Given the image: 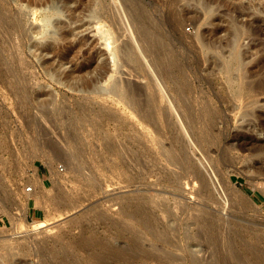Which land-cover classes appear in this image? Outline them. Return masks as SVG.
<instances>
[{
	"label": "rangeland",
	"instance_id": "obj_1",
	"mask_svg": "<svg viewBox=\"0 0 264 264\" xmlns=\"http://www.w3.org/2000/svg\"><path fill=\"white\" fill-rule=\"evenodd\" d=\"M74 1L75 0H70L68 2L64 0H0V13L3 12L8 19L17 18L21 32L23 33L24 31L22 39L23 44L21 43L20 48L18 47L21 52L19 50L16 51V47L19 44L17 35H11L4 22L0 19V264H52V261L55 262L59 259L58 257L61 256L62 258L63 255H65V249H73L68 255L72 256L77 254L80 257L79 258L77 255L74 256L79 258H77L78 262L81 261L77 264H98L94 254L92 256L91 253H88L89 250L87 245L82 244L83 246L80 245V247L72 246L75 240L81 235L84 228H87L84 230V235H87V241L97 238L98 236L101 237L102 235L104 237L102 236L101 238L104 239L106 235L107 237L104 240H108L109 237L111 238L112 234L113 236L116 235L114 234V232H117L115 230L121 228L119 229L120 231L118 230L117 236L121 232L124 236H122L121 233V237L118 236L116 239L117 242H125L128 237L138 231L139 235L137 233L135 234L143 236L141 237L144 238L142 240L145 245L152 243L161 250L168 253L171 252V254L177 257L179 263L175 264H264V148L257 155L259 158L257 156H249L248 151L247 153L245 151V158H241L240 160L235 158L239 156L238 152L233 149H230V151L228 150L232 135L235 133H245L260 141H264V130L253 128V124L256 122V118H254L255 115H257L258 112L264 113V94L257 95L256 98H254L255 101L250 105L247 101L233 98L231 95L233 88L228 87L224 78L219 73V68L217 66H210L209 64L207 57L211 52L202 48L203 40H205L202 36L205 34L207 35L206 31L214 27L215 23V26L217 24L219 26L226 25V21L223 20V18L227 19V15H229L236 19L241 29L237 37L236 46L239 52L245 54L243 61L248 62L251 58H260L264 54V50L263 53L262 51L256 52L255 47H252V45L258 42V38L263 39V37L255 35L258 37L256 38L252 34L251 36L249 34L250 29L247 28L249 25L248 23H251L253 27L256 26L254 24H260L261 27H264V21H260L262 24L259 21V23L252 22L253 18L264 19V0H102L103 4L101 6L104 11H102V7L97 4L98 0H92L96 3H90L92 5H90L91 9L94 10L98 8V11H95L96 9L94 11L100 15V17L95 16V18H89V10L84 7L82 9L79 8L77 12L74 11L76 13L72 12L74 13V15H72L69 9L74 6ZM109 4H112V8ZM124 4L127 8L124 7ZM205 5L208 8H212V16L210 15L209 17L208 13L205 12ZM54 7H58L59 9L57 8L58 14L55 13L56 16L53 17L59 20L61 19V21L66 24L65 27L71 30L69 40H81L83 42L81 49L76 48L73 54L78 56L82 51H85L87 55L95 51L102 52L97 62L99 64L106 62V68L108 67L107 70L110 71L106 73V76L103 78L104 81L106 77L107 80H111V77H113L112 79H116L115 77H117L120 79L118 81L122 83L133 81L135 84L142 86V88L140 87L139 97H142L144 94L148 97L152 93H157V95L159 94V98L157 99H159L158 102L160 105H166L168 102V105L173 108V104L175 103H172L173 100L171 99L173 98L175 100L174 93L170 88H167L170 84L159 82L155 72L158 70V67L155 69V65L150 63L151 55L145 50L147 47L149 49L152 47L151 49L154 48V51L157 52L161 45H168L171 47V53L174 55V58L180 60L181 63L183 62L181 68L188 74L185 76L184 73V76L191 82L190 86L192 90L191 97H193L194 115L195 119L198 121L197 126L201 127L200 130L203 131L205 139L202 144L198 143L199 145H197L195 142L193 143V141H191L185 129H182L181 132L186 134H182L184 136L183 138L189 144L190 148H193L191 155H194V160L199 158L196 160L197 163L199 162L201 169L204 172L206 171L204 174L210 183L211 197L207 196V198L205 194L201 193L196 195V189L198 188L197 179H190L187 183V180L184 178L181 180V190H174L168 182L159 181L157 177L152 174L145 175L143 173L141 177L139 164V166L136 167L133 165L131 170H124V174H128L129 171H132L131 174H134L133 176L129 173L130 175L128 174L129 176H126L127 174L122 175V172L118 174L121 169L118 171L111 170L113 172L109 170V165L118 160L117 156H110L111 158L108 157L102 160L103 163L98 161L99 155H97V153L99 154L100 151L102 153L103 145L100 142L101 140L98 138L99 141L96 137H104V135L107 134L105 137L107 136L106 138H110V135L115 133L118 129L119 133L114 136L112 135V138H118L120 133L124 134L125 136L120 135L118 139L123 145L128 144L131 146L133 153L139 152L144 147L148 149V151L145 150L146 155L149 153V155H155L162 147L165 145V147H167V144H171L170 141L174 139L176 131L172 129L166 130L164 127L162 129L166 134H162L160 137L153 127L150 129L151 127L146 126L148 127L146 128L144 125L140 124L137 115L130 116L129 111L131 109L129 110L126 108L121 111L122 109L120 108H124L125 104L119 103V109H117V112L115 111L116 114H120L117 115L118 118L112 121L111 124H106L107 127L104 125L102 132L98 136L94 134L95 131L92 130L94 125L85 119L88 116L85 115L86 117L83 118L82 115L84 114L81 115V112L77 111L78 104L87 102L86 104L92 106H97L98 104H104V106H106L105 104L109 105L111 103H103L98 97H92L91 94L86 92L70 89L66 85L49 77L42 68L41 60L49 59L50 54H46L44 57H40L39 54L36 56L31 46L32 43L51 40L50 38L42 37L45 28L43 23H41V18L43 13L52 10L51 8ZM109 9L112 13H110ZM219 13L224 14L225 17L223 16L221 19L213 20L215 15ZM106 14L107 16H105ZM108 14H112L115 20ZM50 30L54 33L57 30V26H55V28L54 26L53 28L50 27ZM100 31L105 32L104 34L107 32L109 33L106 34V36H108L107 40L110 44L109 46L106 44L107 40L100 37V35H103L98 33ZM142 32L147 33L150 38L151 42L147 40L149 45L153 43L155 46H149L147 41L143 40ZM56 35L57 34H55V36ZM224 35L225 32L223 31L218 33V37H223ZM143 41H146V46L148 45L145 48H143ZM259 41L261 42V40ZM103 43H105V45ZM126 48L131 51L132 57H134L135 54L139 56L140 53L142 58H140V56L138 62H128L131 64H126L127 62L123 59L122 51L123 49L127 50ZM155 48H158V50H155ZM62 51L68 53L67 49L64 48ZM142 51L145 53L143 52L142 54ZM21 59L25 62V66L19 65L18 61ZM79 59L80 58L77 60L80 61ZM139 63H141L142 66L144 65L142 69L138 66ZM17 65H19V68H17ZM64 66L67 68L69 67L68 64H64ZM28 71H31L29 75L33 74L36 76L35 81L33 79L31 82L45 85L46 90L52 94V98L56 102H61L60 104H64V107L68 108L67 110H72L67 113L66 116L68 118L67 121L70 120L71 117L73 119L77 117L74 119L75 121L71 118L74 124L70 120L69 123L71 126L69 127L65 124L61 126L57 125L55 129H51L48 124L43 123L45 124L43 125L45 130L44 128L39 130L31 122L28 120L26 122V120H24L28 118L26 115H29V113L32 116H36V118H40V114L34 108L19 110V98L14 94V89L9 86V81L14 79L17 74L23 75L21 72H25L24 74L28 75ZM149 79L152 80V83L150 87H146L145 85H147ZM103 80H101L102 83L104 82ZM181 80H183V78H181ZM164 85L167 87H164ZM27 99L29 98L26 97L24 101ZM55 101L53 104H55ZM239 105H241V108L238 107ZM50 106L52 105H49V107ZM107 107L111 110L116 108L113 104ZM210 108L212 111L218 108L219 112L216 113V115L213 113L207 114V109ZM247 110H252L253 115L246 114L245 112ZM73 115H75V117ZM77 115L82 116V118L80 116L81 122L83 119L85 120L81 124L78 123L81 126L76 123L78 121L80 122V119L77 120L79 118ZM124 115H127V117ZM51 116L53 119L56 117L55 113ZM174 118H177L175 120H179L178 116ZM118 119L121 122L118 121ZM116 121L119 123H116ZM122 121H124V123ZM126 122L129 125H127ZM73 125H76L75 127L77 128ZM72 126L75 129L74 131ZM116 126H119V128H114ZM124 128L127 129L125 130ZM119 129H122V132ZM84 130L85 132H83ZM89 131L93 132L94 135ZM68 132L74 134L77 132L78 142L75 143L78 144L81 142V146L78 144V148H81L84 144L83 149H81L83 150L82 153L87 149V153H85V151L84 154H82V156H84L81 157V163H85V165L82 164L83 169H89L82 171V168L80 169L81 178L78 176L79 172L74 174V172L68 168V162L66 160L56 158L50 150L52 141L62 151H69L63 142V140L67 142L65 134ZM79 133L80 135L83 133L81 135L83 137H79ZM88 133H91L89 134V136H91L85 137ZM128 133L129 136L133 135L137 138L139 135L140 137H138V140L133 138V140L130 139V141L129 138L133 136L127 138ZM153 136L156 139L159 136L162 140L158 142V140H160L158 137V143L155 142L156 140L150 143L149 140L153 139ZM167 136L168 138H166ZM170 136L172 137L170 138ZM185 136L188 139H186ZM123 137H126L129 142H127L126 138L123 139ZM82 138L85 139V142ZM48 139L51 140H49L50 143ZM87 139L92 143L87 142ZM164 139H167L169 143L167 140H165V142ZM139 140H141L140 143L142 142L141 145L138 142ZM132 141L135 144H133ZM135 141H137V143ZM86 142L89 146H87ZM71 145L73 144L71 143ZM71 145L68 144V147H72ZM194 145L196 147L198 146V149H195L196 153L194 152ZM93 146L99 148L92 149ZM171 146L175 148L174 145L171 144ZM203 148L205 150L206 148L215 149L211 156L212 163L209 162L206 153L202 154L205 151ZM191 149L190 151H192ZM197 150L201 153L197 152ZM153 152L155 154H153ZM85 155L91 163L87 161L88 159L85 160ZM93 155H95V157ZM146 155L143 156L144 162L145 157H148V155ZM202 155H205V157L203 158ZM167 157L168 156L165 157V160ZM230 157L234 158L233 162L229 161V159L231 160ZM163 158L164 157L159 156L161 166H165L167 169L173 171L177 170V168L166 164L167 162H165ZM251 159H257L259 162L261 160L259 163L260 166L257 167L258 170L260 169L259 172L256 171L257 168L255 169L256 172H247L243 169L244 161ZM95 160L98 162L96 163ZM92 161L94 162L93 165ZM72 162L75 163L76 161L72 160ZM99 162L106 166L108 165L109 172L104 165L102 166L104 170L102 169L99 172L95 168L97 164H100ZM144 162H142V165H144ZM86 164L90 165L87 167ZM205 164H207V166ZM209 169L210 172L208 173ZM214 169L218 170L222 176L225 174L230 175L236 187L248 197L253 205L252 208H247V206L243 208L236 202H232L231 204L224 200L223 196L220 195V192L222 193L220 186L223 185V180L218 181V178L214 175ZM90 171L94 174L92 172L90 173ZM114 171L117 173H114ZM112 174L116 175L113 176ZM120 175L123 178H129L128 180L131 182H127V179L122 181L123 178H121ZM98 176L99 179L96 180ZM133 177L137 179L134 178L130 180V178L132 179ZM101 183L103 185H101ZM28 185L32 186V195L26 199L25 187ZM141 192H148L147 194L150 193L151 195L158 193L160 207L166 209V217L163 218L158 216V224H156L151 231L146 229L143 230L139 225H136L137 229H135V225L132 226L133 230H136L133 231L131 230L132 227L129 226V222L124 219L122 221L121 218V220L118 218V215L119 217L121 216L118 207L122 197ZM174 195H178L180 201L186 198L185 201L190 204L195 201V204L198 206L197 209L194 210L196 219H189L185 212L177 210L174 207L175 200L178 199V196L175 197ZM197 196L202 199H198ZM65 200L68 201L69 204H62V206L61 203ZM28 202H30V207L34 206V209L29 208ZM55 207H58L59 210ZM33 210L36 211L35 214L32 213ZM58 211H63V217L57 218V216L59 217ZM47 217H52L50 218L52 220L50 224L39 230L30 229L29 223ZM109 219L110 221L112 219V223H115V221L117 222L113 224L115 227L111 226V224H107L110 222L108 221ZM119 221L125 222L126 225ZM122 226L124 228L126 226L129 227L123 229ZM127 228H129V231H127ZM139 229L142 231H139ZM108 231L111 233H108ZM156 236H159L157 240ZM160 236L163 237L161 238ZM172 241L177 243L178 248L173 249V247L170 246L169 242ZM53 246H55V249L57 248V250H55L57 251V256L55 253L56 257L51 254ZM62 247L64 253L61 251ZM162 255L165 257L164 254ZM53 257L56 258L55 261ZM193 259L195 263L192 261ZM145 261H147L145 264H153V261ZM139 262L141 263V261Z\"/></svg>",
	"mask_w": 264,
	"mask_h": 264
},
{
	"label": "bare ground",
	"instance_id": "obj_2",
	"mask_svg": "<svg viewBox=\"0 0 264 264\" xmlns=\"http://www.w3.org/2000/svg\"><path fill=\"white\" fill-rule=\"evenodd\" d=\"M64 1L68 2L70 0H64ZM101 1L102 0L97 1V4L99 6H101L103 4V1L102 2ZM93 2L94 1H92V0H75L74 6L69 10L72 13L74 11L77 12L79 8L82 9L84 7V8H87L89 10V13H88L89 14L88 17L90 16L89 18H91V17L95 18V16L100 17V15L95 12V11H98L97 10L98 8L97 9L95 8L96 10L94 9L95 10L94 11L90 7V5ZM94 3H96V2H94ZM111 5H110V7H111ZM124 7H125V4H124ZM57 8L58 7L51 8L52 10H49L46 13H43L42 18H41L42 19L41 23H43V26L45 28V29L43 28L44 30H43V36L42 37L43 38H50L51 40L45 41V42L42 41L40 43H38V42L32 43L31 46L33 47V50H34L33 52L36 53V56H37V54H39L40 57H44V55L50 54L49 59L41 60L42 61L41 62L42 68L48 74L49 77H51L52 79H55L57 82H59L61 84L66 85L70 89L86 92L88 94H91L92 97H98L99 99H101V101L103 103L104 102L105 103H111V104L116 106V108H115L116 110L115 109L111 110L109 107H107L111 104H109V105L105 104L106 106H104V104H102V105L98 104L97 106H92V105L86 104L87 102L78 104L77 111L81 112V115L84 114V115H82L83 118L88 116L85 119H87V121L89 123L94 125V127H92L93 128L92 130L95 131L94 134L95 135L97 134V136H98L102 132L104 125L106 126V124H111L112 121H114L118 118L117 115H120V114H116V112H117V109H119L118 108L119 103L125 104L124 108H120V109H122L121 111L125 110L126 108H128L129 110L131 109L129 111L130 116H134V115L136 116L137 115L140 124L144 125L145 127L149 126V127H151L150 129H152V127H153L157 131L158 135H160V137L162 134H164V135L166 134V133H164L165 131H163V129H162L164 127L166 128V130L172 129V130L176 131L174 139H172L170 141L171 144L175 146V148H173L171 146V144H169V145L167 144V147H165L166 145L164 147H162L157 152V154H155L154 152H153V154H155V155H149L150 153L147 154L148 157H145V162L143 160V158H144L143 156L146 155L145 150L148 151V149H145L144 147L142 149V147H141L142 150H140V151L138 150L139 152L133 153L131 146H129L128 144L123 145V143H121V141L118 139V138H120V135L122 136L124 134L120 133L118 138H116V137L112 138L114 135L119 133L118 129L115 133H112L113 136L110 135L111 136L110 138H106L107 136L105 137V135H107V134L103 133V134H105L104 137H102V136L96 137L97 139L99 138L101 140L100 141L98 139L101 142V144L103 145L102 153L99 149L101 154L100 153L98 154L96 152L97 155H99V157H98L95 154V152H93V150H92V152L98 157V161L102 162V160H104L110 156H113V157L117 156L118 160L116 162H113L111 165H109L110 167L107 165L109 167L110 171L111 170H117L118 171L121 169L122 171L120 170V173H118V174H121V172H122V175H125L127 173L124 174V170H131V167H133V165L135 167L140 165L139 171L141 173V177L143 176L142 175L143 173L145 175L146 174L147 175L152 174V175L156 176L159 181L168 182L169 185H171V187L174 188V190H181V188H180L181 180L184 178L187 180V183L190 179H195V180L197 179L198 180V188L196 189V192H197L196 195L198 193H201V194H205L206 197L207 196L211 197L210 183L208 182V179H206V175L204 174L206 171L204 172L201 169L199 162L197 163L196 160L199 158H197L195 156L197 159L194 160V157H193L194 155L193 156L191 155V152H193V150H192L193 148L191 149L189 144L183 138L184 137L183 135L185 133L181 132L182 129H185L187 132V135L189 136L191 141H193V143L195 142L197 145L202 144L203 140L205 139V136H203V131L200 130L201 127L197 126L198 121L195 119V115H194L193 97H191V95H192L191 94L192 90H191V86H190L191 82L188 81L189 79H186L185 76H187L188 74L185 73V71H183V68H181V64L183 62L181 63L180 60L174 58V55L171 53L172 52L171 47L168 45L162 46L160 44L161 45L160 49L157 52L154 51V48L151 49L152 47H150V49H149L147 47L149 45L148 41L151 42V40L148 37L147 33L142 32L143 33L142 35L144 38L143 40H146V41L148 40L147 46L145 44L146 41L145 42L143 41L144 42L143 48L147 47V48H145V50H146V52H149V54L151 55L150 63L155 65V69L158 67L157 68L158 70L155 72L157 74V78H158L159 82L161 81L163 84H168V85L170 84L168 87L166 85H164V87L166 86L167 88H170L172 90V92L174 93L175 100L173 98L171 99V100H173L172 103H175V104H173L174 105L173 108H172V106L168 105V102L166 105L165 104L160 105L158 102L159 99H157V98H159V94L157 95V93H152L151 95L148 94L149 95L148 97L145 94L143 95L145 97H143V96L139 97L140 90H141L142 86L139 84H135V82H133V81L132 82L128 81V82L122 83V82L118 81L120 79L117 77H115L116 79H112L113 77H111V80H107V77H106V80L104 81L103 78L106 76V73L109 70H107L108 67L106 68V65H107L106 62H102L100 64L97 62V59L101 56L100 54H102V52L95 51V52H92L91 54L87 55L85 53V51H82L81 54L78 56L73 54L74 50L76 48L81 49L83 42L81 40H76V41H74L73 39L69 40L70 39L69 37L71 35V30H69L68 27L67 28L65 27L66 24L63 21H61V19L59 20V19H56L53 17V16H56V14H58L57 11L59 8L58 9ZM125 8H127V7H125ZM102 9H103V7H102ZM204 10L206 13H208L209 17L211 14L213 15V11H212L211 7L208 8L205 5ZM102 11H104V9ZM76 12H74V13H76ZM127 12H130V11H127ZM74 13H72V15H74ZM98 13H100V12H98ZM110 13H112L111 10H110ZM108 15L112 16V18L114 17L112 14L111 15L108 14ZM116 15H119V14H116ZM105 16H107V14ZM223 16H224V14L219 13V14L215 15L213 20L214 19H217V20L221 19ZM73 18H74V16H73ZM0 19L2 22H4L5 26L8 28V32L11 35H15V34L17 35L19 44L16 47V51H18V50L20 51V49H18V47L20 48V46H21L20 44L21 43L23 44L22 39L24 36V31H23V33L21 32L17 18H13V19L9 18L8 19V17L5 14H3V12H1L0 13ZM113 20H115V19L113 18ZM223 20L226 21L225 22L226 25H224V26H219L218 24L215 26L216 23L213 21L215 23L214 27L208 29L207 30L208 32L206 31V33H207V35L205 34L206 36L205 35L202 36L203 39L205 38V40H203L204 42H203L202 48L204 50H208L211 52V54H209V56L207 57L209 60V64H210V66H217L219 68V73L224 78L228 87L233 88V90L231 92V95L233 96V98H235L237 100L242 99L243 101H247V103L250 105L255 101L254 98H256L257 95L264 94V54L260 58L259 57L256 59L251 58L250 61L244 62L243 59L245 57V54L239 52L237 50V46H236L237 37H238L239 33L241 32V29H240L239 25L237 24L236 19L233 18L232 16L227 15V19L223 18ZM116 21H117V19H116ZM118 21H119V18H118ZM258 21L259 22L264 21V19L253 18V20H252V22H256V23ZM121 22H122V20H121ZM260 23L262 24V22H260ZM97 24H98V22H97ZM248 24L249 25H248L247 29H250V32H249L250 35L251 34L254 36L260 35V37H263V39H259L257 36H255L256 38H258V40H257L258 42L253 43V45H252V47H255L256 52L262 51V53H263V50H264V42H263L264 41V27H261L260 24L259 25L254 24V25H256L254 27H253V25H251V23H248ZM52 25L54 26V28H55V26H57V30L54 32L55 34H57L56 36L52 32L53 29L50 30V27L53 28ZM41 28H42V26H41ZM100 29H102V28H100ZM101 31L98 32V33L103 34V35L99 34L100 37L102 39L107 40L108 36H106V34L108 32L106 34H104L105 32H101ZM221 31L225 32V35L223 37H218V33ZM140 38H142V37H140ZM259 40H261V42ZM103 44L105 45V43H103ZM106 44H107V46L110 45L108 40H107ZM259 44L262 46H260ZM150 45H154V44L152 43ZM63 48L67 49V51H68V53L66 52L67 54L62 51ZM158 48L157 49L155 48V50H158ZM124 49L123 50L121 49V50L123 51V57H124L123 59H124V61L127 62L126 64L129 65L131 63H128V62H138L139 61V57L141 56L140 53H139V56H136V54H135V56L132 57V55L130 53L131 51L127 48H126L127 50H124ZM111 51H113V50H111ZM143 52L144 51H142V54H143ZM34 53H32V54H34ZM71 54H73V55H71ZM146 55H143V56H146ZM17 57H19V56H17ZM78 58H80L79 59L80 61L77 60ZM140 58H142V56ZM18 63H19V65L25 66V62H23L22 59L19 60ZM141 63H139L138 66H140V68L142 69V67L144 65L142 66ZM64 64H68L69 67L67 68L66 66H64ZM19 65H17V68H19ZM26 67H24V68H26ZM182 67H183V65H182ZM19 72H17V73H19ZM30 72L29 71L27 72L28 75H25L24 74L25 72L24 73L21 72L23 75H21V74L18 75L16 73L17 74L16 77L9 81V86L14 89V94L19 98V100H18L19 101L18 102L19 110L26 109V108H29V109L34 108L40 114V116H39L40 118H38V117L36 118V116H32L29 113V115H26L28 118H26L24 120H26V122L28 120L34 126H36V128H38L39 130L43 129L44 128L43 125H45V124H48L51 129H55L57 127V125L61 126V125L66 124L68 127L71 126V124L69 122H70L72 117L70 118L68 116L70 118V120L67 121L68 118H67L66 114L71 112L72 110L69 111V110H67L68 108L64 107V104H60L61 102H59V103L56 102L52 98V94L48 90H46L45 85H40L38 83L36 84L35 82H31L33 79L35 81L36 76H34L32 73H31L32 75H29ZM184 73H185V76H184ZM181 78H183V80H181ZM101 80H103L104 82L102 83ZM151 81L152 80L149 79V81H147V85H145V86L150 87V85L152 83ZM169 96H171V95H169ZM23 97H24V99L27 97L30 100L27 99L24 101ZM166 100H164V101H166ZM171 100H169V101H171ZM54 101H55V104H53ZM102 102H100V103H102ZM49 105H52V106L49 107ZM110 107H113V106H110ZM238 107L241 108V105H239ZM77 111H75V112H77ZM207 111H208L207 114L213 113L216 115V113L219 112V109L216 108V110L212 111L210 108V109H207ZM75 112H73V113L76 114ZM54 113L56 116L55 119H53L51 116ZM126 113L128 114L127 111H126ZM245 113L253 115L252 110H247ZM121 114H122V112H121ZM81 115H77L79 117L77 120L80 119ZM73 116L75 117V115H73ZM82 116H81V118H82ZM175 116L176 117L178 116L179 120H175V119H177V118H174ZM125 117H127V115ZM75 118H77V117H75ZM121 118H123V117H121ZM254 118H256V122H254L253 128H256L257 130H264V113L258 112ZM84 121L85 120L83 119L82 122H84ZM118 121H120V120L118 119ZM118 121H116V123H119ZM124 121H122V122L124 123ZM82 122L80 119V122L78 121L76 123L81 124ZM43 123H45V124H43ZM72 123H73V121H72ZM89 123H87V124L90 125ZM80 124H78V125H80ZM126 124H127V122H126ZM119 125H121V124H119ZM127 125H129V124H127ZM73 126H72V129L74 131L75 129L73 128ZM75 128H77V127H75ZM114 128H119V126L118 127L116 126ZM120 128H121V126H120ZM146 128H148V127H146ZM83 129H84V127H83ZM124 129L126 130L127 128H124ZM44 130H45V128H44ZM41 132H42V130H41ZM83 132H85V130ZM89 132H91V131H89ZM76 133L74 134L72 132H68L67 134H65L67 142H65V140H63V142L69 150L67 152L62 151L60 148H58L56 146V144L54 142H52L50 139H48V141L49 140L51 141V144H50L51 152L54 154V156L56 158H59V159L62 158L64 160H66L68 162V168L71 171H73L74 174H76L80 171V169L82 168V164L85 165V163H81V161H82L81 157L84 156V155L82 156V154H84V152L87 150L85 148L86 150L84 149L85 151L82 153L83 150H81V149H83V146H84L83 141L85 140L83 138H82L83 139V141H82L83 145L81 148H78L79 147L78 144H80V146H81V142L78 144L75 143V142H78V140H77L78 137H77ZM80 133L78 135L79 137L83 134L82 133L80 135ZM91 133L93 134V132H91ZM91 133H88V135H86L85 137L89 136V134H91ZM132 134H134V133H132ZM153 134H155V133H153ZM127 135H128L127 138L131 136V135L129 136V133ZM136 135H138V134H136ZM81 137H83V136H81ZM138 137H140V136L138 135L137 138L133 136L132 138H129V140L130 139L133 140V138H135V140L136 139L138 140ZM158 137H157V139L160 138V137L159 138ZM171 137L172 136H170V138ZM125 138L123 137V139H125ZM166 138H168V136ZM185 138L188 139L186 136H185ZM157 139L154 138V136H153V139L149 140V142L151 143V141L153 142L156 140L155 142L158 143L162 140L160 138V140H158V142H157ZM89 140H90V138H89ZM165 140H167V139H164V141ZM50 141H49V143H50ZM79 141H80V139H79ZM140 141L141 140H139L138 142L140 143ZM87 142H89L88 139H87ZM127 142H129L128 139H127ZM135 142L137 143V141H135ZM71 143L73 145H71ZM89 143H92V142L90 141ZM132 143H133V141H132ZM168 143H169V141H168ZM68 144H70L72 147L69 146L70 147L69 148ZM133 144H135V143H133ZM141 144H142V142L140 143V145ZM143 145H144V143H143ZM87 146H89L88 143H87ZM138 147H139V145H138ZM195 147H194V152H195V149H198V146L196 148ZM98 148L99 147L96 148L93 146L92 149H98ZM263 148H264V141H260L253 136H249V135H247L245 133H241V132L235 133L234 135H232V138L230 140V145L228 146L229 151H230V149H233L239 153V156L235 157L238 160H240L241 158L242 159L245 158L244 157L245 151H246V153L248 151L249 156L250 155L257 156L263 150ZM190 149L192 151H190ZM135 150H136V148H135ZM214 151H215V149L206 148V150L202 154L206 153V155H207L206 157H208L209 162L212 163V161H211L212 157L211 156L213 155L212 153H214ZM197 152H200V151L197 150ZM85 153H87V151ZM90 154L92 155L91 152H90ZM95 155H93V156L95 157ZM159 156L164 157L163 158L164 160H165V157L168 156L165 160V162H167L166 164L171 165V167L173 166L174 168H177V170L173 171V170L167 169L165 166H161ZM204 157H205V155L203 156V158ZM257 157L259 158V156H257ZM87 159L88 158L86 156L85 160H87ZM114 159H113V161H114ZM72 160H75L76 162L74 163V162H72ZM87 161L90 162L89 159ZM93 161H92V165L94 163ZM95 161H96V163L98 162L97 160H95ZM158 161H159V164H158ZM229 161L233 162L234 158H231V160L229 159ZM101 162H99L100 164H97L95 166V168L99 172H100V170L103 169L102 166L104 165V164H101ZM104 162H106V161H104ZM142 162H144V165H142ZM244 162L245 163L243 164V169L247 172H253V171H255V169L257 167L260 166L259 163L261 162V160L259 162V160H257V159H251V160L244 161ZM89 165H87V167ZM205 165L207 166V164H205ZM104 166H106V165H104ZM203 166H204V164H203ZM108 167L106 168L107 171H108ZM87 169H89V168H87ZM87 169L82 168L81 171L87 170ZM214 170H215L214 175L218 178V181L223 180V183H222L223 185L220 184L221 185L220 186L221 191H222V193L220 192V195L223 196L224 200L227 201L228 203H231V204H232V202H236V203L240 204L241 207H243V208H245L246 206H247V208H252V206H253L252 203L250 202L248 197L241 190H239L236 187L234 182H232L230 175L225 174L224 176H222L218 170H216V169H214ZM92 171H93V168H92ZM92 171H90V173ZM256 171L259 172L260 169L258 170V168H257ZM80 172H79L78 176L81 178L82 175ZM111 172H113V171H111ZM131 172L129 171L128 174L129 173L131 174ZM209 172H210V169H209L208 173ZM114 173H117V172L114 171ZM128 174L126 176L130 175V174L129 175ZM115 175H113V176H115ZM131 175L134 176V174H131ZM137 175H136V177H137ZM76 177H77V175H76ZM105 177H104V181H105ZM120 177H121V175H120ZM136 177H133L132 179L130 178V180H133ZM121 178H123V177H121ZM97 179H99V176L96 178V180ZM124 179H127V182L129 181L128 180L129 178H125V177L123 178L122 181H124ZM100 180H103V179H100ZM129 182H131V181H129ZM101 185H103V184L101 183ZM128 185H129V183H128ZM143 191H145V190H143ZM159 191H156V192H159ZM142 192L131 195V196H127V197L123 196L122 200L121 201L119 200L120 205L118 204L119 205L118 208L120 209L121 216L119 217V215H118V218L119 219L121 218L122 221L124 219L127 222H129L130 225L129 224L128 225L131 227L135 225V227H136V228L134 227L135 229H137L136 225H139L143 230L146 229V230L151 231V229L153 227H155L156 224H158L157 223L158 218H159L158 216H161L163 218L166 217V209L160 207L159 194L158 193L151 195L150 193L147 194L148 192H144V193H142ZM31 195H32L31 191L30 192L26 191V199L31 197ZM174 196L177 197L178 195H174ZM198 196H201V195H198ZM198 196H197L198 199H202L201 197L199 198ZM192 199H195V198H192ZM185 200H186V198H185ZM185 200L181 199V201H180V198L178 196V199L175 200L176 202H175L174 207L177 210L185 212L189 219H196L195 218L196 215L194 213V210H196L198 206L195 204V201L190 204V203L186 202ZM62 201H63V199H62ZM31 202H32V200H31ZM67 203L69 204V202L65 200L64 202L61 203V205L62 204L66 205ZM55 208L58 209V207H55ZM62 212L58 213L59 217L57 216V218L63 217ZM64 212H66V211H64ZM48 216H50V215H48ZM52 216H53V214H52ZM50 218H52V217H49V218L47 217L45 219L32 221L31 223H29L30 229L31 230H39L40 228L47 226L48 224H50L52 222V220ZM108 221H110V219ZM111 221H112V219H111ZM111 221L108 222L107 224L108 225L111 224V226H113V224L117 223L116 221H115V223H112L113 221L112 222ZM122 221H119V222H122ZM122 223L126 225L125 222H122ZM129 226H126V227H129ZM113 227H115V226H113ZM125 228L123 227V229H125ZM86 229L84 228L81 235L75 240L74 243L72 242L73 243L72 246L80 247V245H82V244L87 245V248L89 250V252L88 251L87 252L91 253L92 256L94 254V256L96 257V262L98 264L99 263H102V264H145L147 262L145 260L153 261L152 262L153 264H175V263H179L177 261L178 260L177 257H175L173 254H171V252L168 253L166 251H163L160 248H158L157 246L153 245L152 243L149 245H145L144 241L142 240L144 238H142L143 237L142 235L138 236L139 235L138 231L134 232V234L132 236L128 237L127 241H125V242H117V239H116V238H118V236L121 237L120 234L122 232L121 233L119 232L120 234L117 236V232L121 228H119L118 230H115L117 228L113 229V230L117 231V232H114V234H116V235L115 236H113V234H112V236L110 235L111 238L109 237L108 240H104L107 237L106 235H105L104 239L101 238L103 236L102 235L101 237L98 236L97 238H94L92 240L90 239V241L89 240L87 241L86 240L87 235L86 234L84 235V230H86ZM108 229H110V228H108ZM127 229L126 230L129 231V228H127ZM113 230H110V231H113ZM131 230H133V227ZM110 231H108V233H111ZM133 231H136V230H133ZM139 231H142V230L139 229ZM135 233H137L138 235H136ZM122 236H124L123 233H122ZM157 237L159 238V236H156V240H157ZM160 237L162 238L163 236H160ZM169 244H170V246L173 247V249L178 248L176 242L172 241V242H169ZM70 245H71V243H70ZM63 247L61 250L62 252H63ZM68 247H69V245H68ZM55 250H57V248L55 249V246H53L51 249V254L54 257L57 256V251H55ZM71 250H73V249H71ZM71 250L65 249L64 250L65 255H63V257L61 258V256H60L61 253H60L59 254L60 257H58L59 259H57V260H56V258L53 257L54 261L55 260L56 261L55 262L52 261V264H77V263H80L81 261L78 262V259L80 257L77 254H74L72 256L68 255ZM55 253H56V256H55ZM162 254H164L165 257ZM75 255H77L79 258L77 257L78 258L77 259L76 257H74ZM139 261H141V263ZM192 261L195 263L194 259Z\"/></svg>",
	"mask_w": 264,
	"mask_h": 264
},
{
	"label": "built area",
	"instance_id": "obj_3",
	"mask_svg": "<svg viewBox=\"0 0 264 264\" xmlns=\"http://www.w3.org/2000/svg\"><path fill=\"white\" fill-rule=\"evenodd\" d=\"M25 189H26L27 192H30L32 190V186L28 185V186L25 187Z\"/></svg>",
	"mask_w": 264,
	"mask_h": 264
},
{
	"label": "crops",
	"instance_id": "obj_4",
	"mask_svg": "<svg viewBox=\"0 0 264 264\" xmlns=\"http://www.w3.org/2000/svg\"><path fill=\"white\" fill-rule=\"evenodd\" d=\"M29 204H30V202H28V206H29ZM29 208H31V209H34V206H31V207L29 206ZM32 213H33V214H35V213H36V211H35V210H33V211H32Z\"/></svg>",
	"mask_w": 264,
	"mask_h": 264
}]
</instances>
